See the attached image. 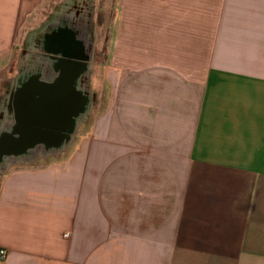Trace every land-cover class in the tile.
<instances>
[{"label":"crops","instance_id":"0c3cea01","mask_svg":"<svg viewBox=\"0 0 264 264\" xmlns=\"http://www.w3.org/2000/svg\"><path fill=\"white\" fill-rule=\"evenodd\" d=\"M60 2L0 0V74ZM104 6L102 106L0 173V264H264V0Z\"/></svg>","mask_w":264,"mask_h":264},{"label":"water","instance_id":"95a60500","mask_svg":"<svg viewBox=\"0 0 264 264\" xmlns=\"http://www.w3.org/2000/svg\"><path fill=\"white\" fill-rule=\"evenodd\" d=\"M89 50L87 48V52ZM31 72L26 78L34 77L37 83L42 82L44 72L41 67ZM89 75L90 68L87 65H78L70 74L72 95L65 129L57 128V125L64 124L63 101H54L49 97L48 84L27 83L22 87L23 90L15 99V104L9 108L11 120L17 124L8 126L0 133L1 173L10 163L26 158L29 153L61 150L64 144L71 141L78 124L90 111Z\"/></svg>","mask_w":264,"mask_h":264},{"label":"flooded vegetation","instance_id":"af4514ba","mask_svg":"<svg viewBox=\"0 0 264 264\" xmlns=\"http://www.w3.org/2000/svg\"><path fill=\"white\" fill-rule=\"evenodd\" d=\"M83 10H85L83 1L74 0L61 12L54 15L45 27L29 37L28 42L33 48L35 61L25 71V78L21 76L11 88L7 97V115L11 114L9 108L11 109L15 104V99L25 84L37 85L43 82L49 86V97L54 101L56 99L63 101L62 120H64V124L57 125V128L65 129L72 95L70 74L78 65L90 67V64L95 62L96 53L93 54L94 42L92 41L95 37L94 24L97 29H99L98 23L105 24V22L101 23L99 18H96L94 22L93 15H90L89 21L83 18L86 15V10L85 12ZM86 47L88 50L90 49L88 52ZM37 67H41L44 72L42 82L38 83L34 81V77L26 78ZM44 84L43 88H45Z\"/></svg>","mask_w":264,"mask_h":264},{"label":"rangeland","instance_id":"374dc122","mask_svg":"<svg viewBox=\"0 0 264 264\" xmlns=\"http://www.w3.org/2000/svg\"><path fill=\"white\" fill-rule=\"evenodd\" d=\"M68 2L69 0H61V2L57 7V12L59 13L62 9H65L67 7L66 4ZM105 2H107V0H85L84 2L86 15L83 16V18H86L89 21L90 15H93L92 19L94 22L96 18H99L101 23L105 22V24H100V23L97 24L99 25V29L95 27V24L93 28L95 30V37L94 39H92V41L94 42L93 54L96 53V60L95 62H92L89 67L90 75L88 80H89V88H90V111L87 114V116L83 119L84 122L86 118L89 117V122L87 124L88 126H90L94 122V118L98 111L97 106L100 105V108L102 106L101 104H99L98 101L101 98L99 94L102 95L101 90L103 87L102 83H103V71H104L103 65L106 64L105 63L106 60L107 59L109 60L111 56V45H112V41H111L112 35H111V25H110L111 15H108L109 12L102 10V8L105 7L104 6ZM85 10L83 11L85 12ZM29 37L25 40V44H23L20 52L16 53L15 59L11 62L9 67L0 74V133L8 126L13 125V123L11 124L12 120L10 114L8 115L6 114L7 101H8L7 97L11 88L15 84L13 80L16 77L19 78L21 76L24 77L25 71L29 69L30 66L33 64V62L35 61V58L33 56V48L28 42L30 39ZM21 51L23 52L21 53ZM105 96H106V92L104 93V97ZM51 153L52 152H47L46 150H43V152H41L43 156H40L42 159L34 163V166H46L47 164L53 162L54 158L53 159L46 158V156ZM27 155L28 156L26 158L37 155V153L35 154L34 152H32Z\"/></svg>","mask_w":264,"mask_h":264},{"label":"built area","instance_id":"2783aa9c","mask_svg":"<svg viewBox=\"0 0 264 264\" xmlns=\"http://www.w3.org/2000/svg\"><path fill=\"white\" fill-rule=\"evenodd\" d=\"M7 255L8 253L6 250L0 249V259L5 260L7 258Z\"/></svg>","mask_w":264,"mask_h":264},{"label":"bare ground","instance_id":"6f19581e","mask_svg":"<svg viewBox=\"0 0 264 264\" xmlns=\"http://www.w3.org/2000/svg\"><path fill=\"white\" fill-rule=\"evenodd\" d=\"M74 0H69V2L67 3V5H70L71 3H73ZM85 1H83L84 3Z\"/></svg>","mask_w":264,"mask_h":264}]
</instances>
